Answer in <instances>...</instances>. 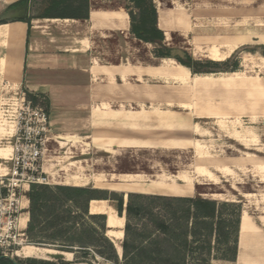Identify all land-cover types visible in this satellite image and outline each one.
Masks as SVG:
<instances>
[{"label":"crops","instance_id":"1","mask_svg":"<svg viewBox=\"0 0 264 264\" xmlns=\"http://www.w3.org/2000/svg\"><path fill=\"white\" fill-rule=\"evenodd\" d=\"M19 1L21 0H0V79L6 75L14 76L26 91L44 97L54 136H49L47 141L55 140L60 147L69 145L79 148L80 154L86 155L71 160L68 164L70 166H65L64 169L68 170L67 176H64L66 181H56L53 184L84 186V180H89L87 182H92L93 187H96L92 180L96 173L83 172L77 176L74 170V164H80L82 170L81 163L92 160L87 156L90 153L120 155L115 160L113 171L97 172L102 173L106 179H110L112 175L152 176L146 170H138L134 157L131 156V159L130 154L169 148L172 140L177 139L201 143L196 138L189 139L180 134L189 131L201 134L202 123L209 119L223 121L230 116V108L237 109L240 113H250L252 118L259 115L252 106L260 98L247 97L237 79L243 74L241 69L219 73H192L173 57L155 56L154 49L143 51V60L135 62L136 45L148 48L153 44L138 39L131 33L128 7L120 0H89V15L86 18L46 14V0ZM157 8L158 26L165 33L166 44L172 38L174 26L179 25L180 21L172 15L170 7L159 3ZM260 12H264V5ZM219 13L221 14L209 19L206 26L205 23L201 24L204 26L202 29L201 25L192 20L193 37H207L215 44L209 52V60L225 62L234 49L249 42L264 46V13L259 21L249 25L240 18L229 23L227 16ZM196 27L202 34L194 32ZM221 47L226 48L227 52H223ZM175 62L181 64L182 68L174 66ZM232 73L237 79L234 85L229 78ZM169 81L189 87L192 96L170 97L167 89ZM173 104L180 109L164 108ZM1 124L0 121V143L4 139H10L15 132L14 125ZM245 137L249 140V146H255L257 151L243 153L264 158V151L260 149L263 143L258 144L259 136H256V141L252 136ZM76 138H82L83 141L76 143ZM190 146L196 152L194 145ZM46 151L47 148L44 149L43 171L49 179L50 175H54L51 171L54 164L45 159ZM12 154V144H0V175L9 171ZM237 157H230L222 165L234 173L233 167L241 168L232 161ZM249 165L245 168L251 169L252 166ZM223 178L230 184V190L222 192L227 196L225 201L241 202L242 198L251 194L243 189V183L237 181L233 185L234 177ZM193 182L192 195L213 198L211 196L215 192L203 189L213 181L205 183L193 175ZM48 184H51L50 181ZM117 189L123 192L133 190L131 187ZM26 190L21 198L22 209L19 215L20 222L26 213L24 229L19 228L23 235L26 234L30 219V187H26ZM243 212L244 208L240 216L236 259H212L211 264H264V249L258 248L256 252L249 251L246 256L243 255L240 245ZM250 215L256 227L264 234V210ZM117 252L121 256L118 250Z\"/></svg>","mask_w":264,"mask_h":264},{"label":"trees","instance_id":"2","mask_svg":"<svg viewBox=\"0 0 264 264\" xmlns=\"http://www.w3.org/2000/svg\"><path fill=\"white\" fill-rule=\"evenodd\" d=\"M128 1L132 4L128 7L130 31L136 38L156 45L155 56L173 57L192 73L239 68L238 62L222 67L217 61L194 59L187 50L174 53L165 45V33L158 26L156 1ZM45 3L46 14L78 18L89 15V0H46ZM261 53L264 55V49ZM25 97L34 106L43 99L48 112L44 97L26 90ZM28 196L30 219L26 236L36 245L51 244L68 252L88 251L90 246H95L98 253L113 264H211L212 259L235 260L237 257L242 211L238 202L192 193L182 196L135 191L119 194L96 187L48 183L31 184ZM93 199L108 200L125 217L121 258L107 236L106 215L90 212ZM87 220L91 227L86 226ZM29 260L27 263L43 264L36 258Z\"/></svg>","mask_w":264,"mask_h":264},{"label":"rangeland","instance_id":"3","mask_svg":"<svg viewBox=\"0 0 264 264\" xmlns=\"http://www.w3.org/2000/svg\"><path fill=\"white\" fill-rule=\"evenodd\" d=\"M120 2L123 4L125 3L127 7L132 5L128 0H120ZM156 3H161V5L170 7L172 9V15L177 19V21H180L179 25L174 26L172 38H169L165 45L169 47L174 53H181L182 50H187L194 57V59H199L201 61H207L210 59L209 52L215 44L209 41L207 37H193L192 20L199 25L205 23L206 26L209 19L221 14L219 12H222L227 16L229 23L240 18L243 22H246L249 25L259 21L261 18L260 16H263L264 13L260 12V9L264 5V0H156ZM219 9H221V11H215ZM203 27L204 26L201 25L200 29ZM194 32H200L202 34V31H199L198 27L194 28ZM155 48L156 45L149 46L148 48L139 47L136 45L134 58L135 62L138 63L143 60V51H148ZM263 49L264 46L259 45L257 42H249L247 45L239 46L230 53L228 61L222 62L221 66L230 67V65H234L238 62V69L243 71L242 76H254L256 79L264 82V70L262 68L256 67L252 63V58H257L259 61H264V55L261 53ZM221 50L223 52H227L226 48L224 47H221ZM228 71H217L214 73ZM0 82L1 125H14L16 131L17 126L19 125L18 123L22 117L24 122L28 121V123H31L32 121V116L26 107L27 98H24L25 89L23 88V85L18 82V79H15L14 76H3L0 79ZM167 87L170 97L171 95L178 96L179 98H189L192 96L191 89L189 87L183 86L181 84H174V81H169ZM37 105L45 108L43 99H40V103ZM164 108L180 109V107L176 106L175 104L166 105ZM202 125L203 128L201 134H196L192 131L180 134L189 139L196 138L202 143V145H204L202 157H198L199 154L194 152L193 148L190 146V143L180 149L170 148L173 145L169 144V148H164L161 150L151 149L149 151L146 150L142 152L136 151L130 154V157H134V162L137 164V169L146 170L145 172L152 174V176H145L143 174H128L117 177L112 175L110 179H106L102 173L97 172L102 170H105L106 172L113 171V167L116 165L115 160H117L120 155L90 153L87 156H90L92 160L90 159L81 163L82 171L86 174L96 173V175L92 176V180L96 187L116 191L119 194H124V192L123 190H119L117 188L130 186L148 190L150 193H161V191L156 189V187L161 185L168 178L177 179V181H179V183L184 186V181L180 182L178 178L173 176L181 168L186 169L189 171V174L193 176L194 165L203 164L209 166L211 170H214L215 173H217L214 169L215 165H218L216 161L226 164L230 157L244 155L245 153L243 152L246 151L256 152L257 150L255 149V146H249V140L245 139V136H252L253 140L256 141V136L258 135V144L261 145V143H263L264 145V121L259 115L256 118H252L250 113H240V111L237 109L231 110L230 108V116L224 118L223 121L209 119L206 123H202ZM14 134L10 139L8 138L2 140L0 144H12V146H15L16 138L14 137ZM49 136H53L51 131L46 135L44 147L47 148L45 159H49L48 162L54 164L51 170L54 175H50L49 179H47L51 184H53L56 181H64L63 178L66 176L64 168L71 160H76L86 155H81L79 148H72L69 145L60 147L58 143L55 142V140L51 139L50 142L47 141ZM262 147L263 146H261L260 149ZM257 153L263 154L262 152ZM69 155L73 157H68ZM98 156L101 157L97 158ZM41 164L43 165V159L41 160ZM249 164V162H246L245 165L237 164V166L241 168L233 167V177L235 178V182L233 179L232 183L233 185H236V181L241 182L244 184L243 189L251 192L250 195H247L246 198H242L241 202L238 203H241L242 209H247L251 214H254L257 211H262L264 209V181L260 179L258 174L253 173L254 171L252 169L247 170L245 168V166ZM11 165L12 163L9 162V167ZM43 175L47 177L44 172ZM85 177L86 179H89L87 176ZM198 180L205 183L210 181L206 179ZM84 181V186L93 187L92 182H87L89 180ZM217 181L218 182L215 184L210 183L205 185L203 189L210 192H224L230 190L229 182H227L218 173ZM190 193H193V191L184 189L182 195H187ZM226 198V195H221L219 201H224ZM87 224L88 225L86 226L88 227L92 226L89 221ZM20 232L21 231L18 229L17 233L15 234V241H17L19 244H14V240L12 238L8 239L5 236L0 239V243L3 245L0 246V257L2 255H8L21 264H32L27 263L30 262V258H38V260H41L43 264L48 262L52 264H113L107 258L101 256L95 246H90L88 251L76 250L75 252L65 253L68 251L58 250L51 244H43L41 246L37 245L40 247L37 249V251L34 249L33 253L26 255L22 252V248L25 245L33 243L28 241L26 234L23 235ZM97 237L95 236V238ZM132 239L133 237L130 238V240ZM123 240L121 241V244ZM8 243H10V246H8ZM121 257L122 254L120 258ZM0 264L13 263L7 258H1Z\"/></svg>","mask_w":264,"mask_h":264},{"label":"bare ground","instance_id":"4","mask_svg":"<svg viewBox=\"0 0 264 264\" xmlns=\"http://www.w3.org/2000/svg\"><path fill=\"white\" fill-rule=\"evenodd\" d=\"M167 61H168V59H167ZM175 63L176 64H174V66L176 65L177 68H180V67L182 68L181 64H179L178 62H175ZM252 63L256 67L262 68L264 70V61H259L257 58H252ZM169 64H172V63H169ZM176 67H175V69H176ZM157 72H159V71H157ZM160 73H162V72H160ZM179 73H180V71H179ZM169 75H171V74H169ZM182 75L185 76V74H182ZM180 77H181V75H180ZM229 78L231 79L230 82H232L233 85H234L235 81L237 79H239V83L241 84V87L245 90V93L248 95L249 98H253V97L260 98V101H258V103L257 102L254 103L252 108L255 109L256 112L259 113V115H261V117L264 119V82L262 83V81H260L259 79H256V77H254V76H250V77L239 76V78L236 79L234 73L230 74ZM150 124H152V123L150 122ZM153 125H156V123H154ZM141 128H142V126H141ZM75 141H76V143H78V142L83 141V139L82 138H76ZM188 143H190L191 145H194V147L196 149V153L199 154L198 157H202L203 145L201 143L197 142V141H195V142L192 141L191 142V141H184V140L177 139V140H172V142L170 144L173 145L172 146L173 148H180V147H183V146L187 145ZM261 150L264 151V145L261 148ZM224 154H225V152H224ZM206 160H205V162H206ZM232 161L234 163L238 164V165H240V164L245 165L246 162L247 163L249 162L250 165L252 166L251 169L254 171L253 173L258 174L260 176V179H262L264 181V158H262L261 156L259 158H255L254 156H250L249 154H244V155L238 156L237 158H234V160L232 159ZM216 163H218V165L216 166L215 164H213V165H215V167L214 166L213 167H214V169L216 170V172L218 174H220L222 177H233L234 173L230 169H228L226 166L222 165V163L220 161H218V162L216 161ZM74 165H75L74 166L75 167L74 170L76 171L77 176L78 175H82L83 171L79 167L80 164H74ZM68 166H70V165H68ZM64 172H65V174L67 176L68 170L64 169ZM193 174L198 179H203V180L206 179V180L213 181L214 183L218 182L217 181V174L215 173V171L209 169L208 166L203 165V164L194 165ZM173 176L178 178L180 180V182L184 181V186L181 185L179 183V181H177V179L168 178L161 185L157 186L156 189L161 191V193H163V194H171V195H176V196H181L182 193L184 192V189H188L190 191L194 190L193 176L191 174H189V171H187L186 169L181 168ZM65 177L63 178L64 181H66ZM207 182H209V181H207ZM234 182H235V180H234ZM130 187H131V189H133L132 191L150 193L148 190H143V189H140V188H136L135 186H130ZM226 190H227V188H226ZM221 195H223L222 192H215V193L212 194V197H213L212 199L221 198ZM89 209H90L91 213H101V214H105L106 215V217H107L106 224L108 226V231L106 233L112 239L114 244L116 245L119 253H121V250H122L121 241L123 240V238L125 236V231H124L125 217L120 215L118 213V210L116 209V207L112 203H109L108 200H105V199H93V200H91L90 201V205H89ZM24 215L21 217V220L19 222V228L20 229H24V226H25V223H26V218H25ZM240 245H241V248L243 249V255L244 256H246L247 252H249V251L256 252L258 248L262 249V250L264 249V234L261 233V231L256 227V225H255V223H254V221H253V219H252V217L250 215V212L247 209H244V212H243V222H242V231H241ZM39 248L40 247L37 246V245L28 244V245H25L22 248V252L24 254H26V255H30L31 253H33L34 249H36V251H37V249H39ZM65 253H69V252H65Z\"/></svg>","mask_w":264,"mask_h":264},{"label":"built area","instance_id":"5","mask_svg":"<svg viewBox=\"0 0 264 264\" xmlns=\"http://www.w3.org/2000/svg\"><path fill=\"white\" fill-rule=\"evenodd\" d=\"M26 101L32 121L28 123L24 122L23 117L20 119L14 134L16 143L9 160L12 165L7 174L0 175V239L4 236L12 238L14 244H19L15 241V234L19 229L21 198L26 187L33 183H48L47 177L43 175L41 160L46 135L51 131L49 115L42 106H34L28 99ZM0 246L3 245L0 243Z\"/></svg>","mask_w":264,"mask_h":264},{"label":"water","instance_id":"6","mask_svg":"<svg viewBox=\"0 0 264 264\" xmlns=\"http://www.w3.org/2000/svg\"><path fill=\"white\" fill-rule=\"evenodd\" d=\"M125 197H126V200H127V193L125 194ZM115 246H116V245H115ZM116 248H117V247H116ZM1 258H7V259H9L13 264H21V263L15 261L12 257H10V256H8V255H2V256L0 257V259H1Z\"/></svg>","mask_w":264,"mask_h":264}]
</instances>
